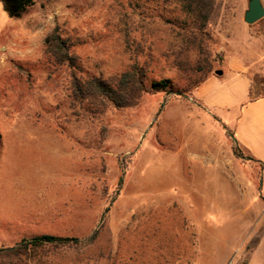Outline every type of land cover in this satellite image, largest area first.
<instances>
[{"label": "rangeland", "instance_id": "374dc122", "mask_svg": "<svg viewBox=\"0 0 264 264\" xmlns=\"http://www.w3.org/2000/svg\"><path fill=\"white\" fill-rule=\"evenodd\" d=\"M248 1L217 0L207 62L264 84V19L244 23ZM178 4L35 0L10 18L0 2V248L75 240L0 264H264V165L237 144L235 112L197 100L198 49L183 47ZM55 27L72 35L77 75L107 79L137 57L148 83L187 91L76 114L68 69L44 52Z\"/></svg>", "mask_w": 264, "mask_h": 264}, {"label": "trees", "instance_id": "16d2710c", "mask_svg": "<svg viewBox=\"0 0 264 264\" xmlns=\"http://www.w3.org/2000/svg\"><path fill=\"white\" fill-rule=\"evenodd\" d=\"M177 1H179V13L184 17L183 24H186V29L182 28L183 34H180L182 38L184 37L183 47L198 49L199 58L195 63L198 72H202V76L193 82L198 88L207 79V75L213 72L211 65H208L205 48L210 40L209 32L217 12V0ZM0 2L4 12L10 18L20 17L35 4V0H0ZM73 46L72 35L66 31L62 32L57 27L44 40V52L46 57L52 60V65L56 68L65 66L69 71L71 107L74 108L73 112L76 114L81 112L90 118L99 117L107 110L124 112L138 105L145 95L155 93L168 95L174 92L177 96L183 97L187 91L185 88L177 91L170 80L148 83L146 80V70L148 69L138 62L137 57H133V62L119 75L116 74L107 79L96 75L82 77L77 75L78 59L72 51ZM203 55L206 56L202 60L200 58ZM177 64L179 65L178 62ZM180 66L182 65L180 64ZM211 75H215L214 72ZM256 81L257 79L253 78L251 80L250 100L264 97V91H262L264 84H258ZM122 182L121 177L119 186L122 185ZM72 241L75 242L73 238L47 234L37 235L29 239H22L12 247H1L0 259L22 261L37 250L63 249Z\"/></svg>", "mask_w": 264, "mask_h": 264}, {"label": "crops", "instance_id": "0c3cea01", "mask_svg": "<svg viewBox=\"0 0 264 264\" xmlns=\"http://www.w3.org/2000/svg\"><path fill=\"white\" fill-rule=\"evenodd\" d=\"M248 73L244 66L229 63L221 76H208L194 94L208 110H217L224 115L235 112L232 121L237 144L258 164L264 165V97L249 99L252 82ZM14 205L17 208V202ZM0 209L5 212L3 207ZM19 209L21 207L16 210ZM23 214L22 220L25 221L28 214Z\"/></svg>", "mask_w": 264, "mask_h": 264}, {"label": "water", "instance_id": "95a60500", "mask_svg": "<svg viewBox=\"0 0 264 264\" xmlns=\"http://www.w3.org/2000/svg\"><path fill=\"white\" fill-rule=\"evenodd\" d=\"M262 19H264V4H262L261 0H249L248 8L243 14L244 23L253 25ZM214 74L221 76L222 71L216 70Z\"/></svg>", "mask_w": 264, "mask_h": 264}, {"label": "built area", "instance_id": "2783aa9c", "mask_svg": "<svg viewBox=\"0 0 264 264\" xmlns=\"http://www.w3.org/2000/svg\"><path fill=\"white\" fill-rule=\"evenodd\" d=\"M228 264H233V263H232V261H231V262H229Z\"/></svg>", "mask_w": 264, "mask_h": 264}]
</instances>
